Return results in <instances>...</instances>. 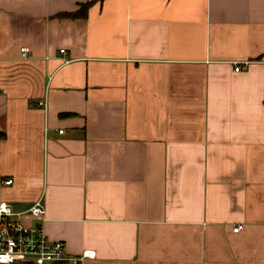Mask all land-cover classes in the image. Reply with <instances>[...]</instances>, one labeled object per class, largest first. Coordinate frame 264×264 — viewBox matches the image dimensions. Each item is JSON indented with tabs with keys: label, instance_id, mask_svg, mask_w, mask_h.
I'll list each match as a JSON object with an SVG mask.
<instances>
[{
	"label": "crops",
	"instance_id": "crops-1",
	"mask_svg": "<svg viewBox=\"0 0 264 264\" xmlns=\"http://www.w3.org/2000/svg\"><path fill=\"white\" fill-rule=\"evenodd\" d=\"M0 132L82 264H264V0H0Z\"/></svg>",
	"mask_w": 264,
	"mask_h": 264
},
{
	"label": "built area",
	"instance_id": "built-area-1",
	"mask_svg": "<svg viewBox=\"0 0 264 264\" xmlns=\"http://www.w3.org/2000/svg\"><path fill=\"white\" fill-rule=\"evenodd\" d=\"M65 52V49H61ZM22 56L28 57V48H22ZM244 65L248 61H244ZM243 65L236 63L239 71ZM46 105L45 101L40 102ZM13 179H6L10 184ZM46 206L43 198L37 199L28 209H15L6 201H0V264H82L93 251H85L79 257H69L63 240H52L44 228ZM239 224L234 231L242 229Z\"/></svg>",
	"mask_w": 264,
	"mask_h": 264
},
{
	"label": "trees",
	"instance_id": "trees-1",
	"mask_svg": "<svg viewBox=\"0 0 264 264\" xmlns=\"http://www.w3.org/2000/svg\"><path fill=\"white\" fill-rule=\"evenodd\" d=\"M87 5V4H86ZM1 136H4V134L2 133V132H0V138H1Z\"/></svg>",
	"mask_w": 264,
	"mask_h": 264
}]
</instances>
